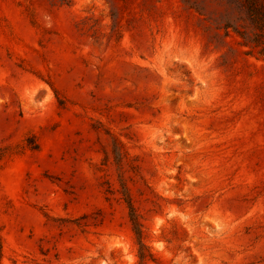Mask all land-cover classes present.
Listing matches in <instances>:
<instances>
[{
    "label": "rangeland",
    "instance_id": "374dc122",
    "mask_svg": "<svg viewBox=\"0 0 264 264\" xmlns=\"http://www.w3.org/2000/svg\"><path fill=\"white\" fill-rule=\"evenodd\" d=\"M230 0H0V264H264V55ZM227 26H231L227 30Z\"/></svg>",
    "mask_w": 264,
    "mask_h": 264
},
{
    "label": "trees",
    "instance_id": "16d2710c",
    "mask_svg": "<svg viewBox=\"0 0 264 264\" xmlns=\"http://www.w3.org/2000/svg\"><path fill=\"white\" fill-rule=\"evenodd\" d=\"M230 2L232 5L236 6L241 15L239 18L241 29L236 30V33L242 39L243 45L252 50H259V52L264 55V0H230ZM230 27L231 26H227V30ZM114 155L116 163L121 170V194L129 209L130 222L140 246L139 258L141 264L147 260L155 261L154 256L148 251V248L144 244V226L141 216L134 205L131 190L125 178L123 169V160L125 156L122 152V144L117 139H114ZM1 258L2 240L0 237V260Z\"/></svg>",
    "mask_w": 264,
    "mask_h": 264
}]
</instances>
